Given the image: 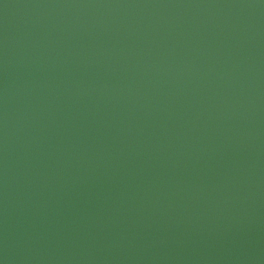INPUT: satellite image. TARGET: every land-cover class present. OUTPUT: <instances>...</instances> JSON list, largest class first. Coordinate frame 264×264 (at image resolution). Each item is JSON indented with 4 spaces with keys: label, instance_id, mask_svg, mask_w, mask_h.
Masks as SVG:
<instances>
[{
    "label": "water",
    "instance_id": "obj_1",
    "mask_svg": "<svg viewBox=\"0 0 264 264\" xmlns=\"http://www.w3.org/2000/svg\"><path fill=\"white\" fill-rule=\"evenodd\" d=\"M0 264H264V0H0Z\"/></svg>",
    "mask_w": 264,
    "mask_h": 264
}]
</instances>
